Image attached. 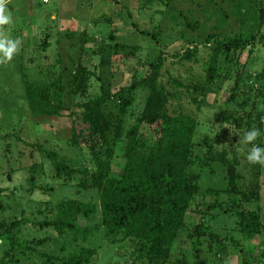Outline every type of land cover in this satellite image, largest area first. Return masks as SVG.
<instances>
[{"label": "rangeland", "instance_id": "374dc122", "mask_svg": "<svg viewBox=\"0 0 264 264\" xmlns=\"http://www.w3.org/2000/svg\"><path fill=\"white\" fill-rule=\"evenodd\" d=\"M6 3L12 23L0 26V34L19 38L21 44L11 61L0 58V186L3 188L0 230L2 223L9 226L20 220V238L48 237L37 252L21 256L20 263L45 264L44 254L60 255L63 242L71 236H60L53 228L34 224L47 217V212H43L46 207L67 199L85 203L99 201L96 190L78 185L79 176L67 182L58 179L46 153L53 151L77 167L93 168L90 150L69 141L73 124L80 120L82 113L78 103L99 95L102 80L105 85L118 89L129 86L133 79L145 77L148 63L157 61L161 52H165L166 62L160 80L169 90L171 77L187 84L201 83L206 79L217 37L264 34L260 20L264 0H174L170 7L160 2L147 4L143 0H50L48 3L6 0ZM185 17L197 23V28L188 27ZM140 31H148L155 37ZM211 34L214 38L208 41ZM118 42L127 48H115ZM188 51H196L191 62L182 59ZM219 62L220 76L207 91L202 109L197 113L194 153L196 157L205 156L206 149L199 144L210 136L219 140L218 149H235L239 156H247L251 144L239 143L244 132L224 124L222 118L227 111L262 109L264 47L255 43L234 51L231 61H225L220 55ZM79 64L90 70V74L86 73V93L80 91L72 96L62 116L33 115L28 105L27 83L46 85L62 76L63 83L68 85ZM134 95L126 117L128 125L144 108L148 91L140 88ZM182 96L188 94L183 91ZM184 103L186 109L196 111L190 101ZM141 134L153 137L154 127L142 124ZM261 141L264 144V135ZM242 161L245 162L244 158ZM123 164V156H117L113 172L118 173ZM194 170L201 174L202 191L212 188L219 194L200 195L193 202L187 226L173 247L171 261L182 258L190 264H244L245 261L264 264V228L252 239L242 238L238 213L232 211V198L225 192L226 166L215 162L211 167L198 168L196 163ZM262 172L260 199L253 208L260 211L264 227V165ZM214 204L218 205L215 209ZM201 220L221 236L239 239L243 246L227 244L219 249L217 245L212 247L208 238H194V228ZM79 223L85 225L87 220L79 217ZM87 246L97 250L90 264H147L135 262L138 254L134 241L111 243L104 238L102 230L90 237ZM6 248L7 243L0 240V262Z\"/></svg>", "mask_w": 264, "mask_h": 264}, {"label": "trees", "instance_id": "16d2710c", "mask_svg": "<svg viewBox=\"0 0 264 264\" xmlns=\"http://www.w3.org/2000/svg\"><path fill=\"white\" fill-rule=\"evenodd\" d=\"M143 1L147 4L160 2L170 7L174 0ZM260 11L261 24L264 25V8ZM185 22L192 29L198 26L187 17ZM140 32L155 37L148 31ZM113 36L111 38L116 41ZM212 38L214 34L207 40ZM215 42L217 45L207 66L206 79L201 83L187 84L171 77L169 85L172 89L169 90L160 80L166 62L165 52H161L157 61L148 63L145 77L133 79L129 86L118 89L105 85L101 79L100 94L78 103L82 113L80 120L73 124L69 141L74 146L84 145L90 150L93 168L77 167L53 151L46 153L58 179L67 182L79 176L78 185L96 190L99 201L85 203L67 199L46 207L43 212H47V217L34 224L40 228H53L60 236H71L63 242L60 255L44 254L45 264H90L97 250L87 246V242L99 230L111 243L134 241L137 263L140 260L147 264H190L182 258L171 261L173 247L187 226L188 212L197 197L219 194L216 189H200L201 174L194 170L196 163L198 168L211 167L215 162L226 166L228 187L225 192L232 198V211L238 213L242 238L249 240L261 234L264 227L260 211L253 206L260 199L262 165L250 163L247 156H239L238 150L218 149L219 140L210 136L204 137L199 144L205 147V156L196 157L193 138L199 124L197 113L202 109L207 91L220 76V55L228 62L234 51L255 43L264 47V34L217 37ZM115 48H127V45L118 42ZM194 55L196 51H188L182 59L191 62ZM79 65L68 85L63 83L62 76L46 85L27 83L28 105L33 115L62 116L64 110H68L72 96L80 91L86 93V73L90 74V70ZM140 88L148 91L145 105L128 125L126 117L134 103V94ZM183 91L187 97L182 96ZM187 101L195 105V112L185 108L184 102ZM70 115L75 116L74 113ZM262 118L264 104L261 110L227 111L222 122L244 133L252 128L264 132ZM144 123L154 127L153 137L142 136ZM262 137L253 143L264 146ZM119 155L123 156L124 164L118 173H114L113 162ZM31 182H35L34 175ZM2 192L0 186V194ZM222 206L220 203L219 207ZM212 207L215 209L218 205ZM79 217H84L87 223L81 225ZM20 222L15 220L9 226L1 224L0 240L7 243V248L0 264H20L21 256L37 252L49 240L48 237L38 240L20 238ZM212 229L201 220L194 228V238H208L211 246L217 245L219 249L227 244L237 248L242 245L232 235L221 236Z\"/></svg>", "mask_w": 264, "mask_h": 264}, {"label": "clouds", "instance_id": "9594fccd", "mask_svg": "<svg viewBox=\"0 0 264 264\" xmlns=\"http://www.w3.org/2000/svg\"><path fill=\"white\" fill-rule=\"evenodd\" d=\"M10 23H12V16L8 10L6 0H0V26ZM20 44L19 38H11L0 34V58L11 61L19 51ZM261 135H264V132H261L259 128H252L240 137L239 143L243 145L251 144V149L247 153V160L252 164L264 165V146L259 143H253Z\"/></svg>", "mask_w": 264, "mask_h": 264}, {"label": "built area", "instance_id": "2783aa9c", "mask_svg": "<svg viewBox=\"0 0 264 264\" xmlns=\"http://www.w3.org/2000/svg\"><path fill=\"white\" fill-rule=\"evenodd\" d=\"M50 0H44L45 3H48Z\"/></svg>", "mask_w": 264, "mask_h": 264}]
</instances>
